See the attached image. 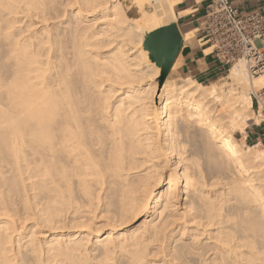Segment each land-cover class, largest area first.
Listing matches in <instances>:
<instances>
[{
  "label": "bare ground",
  "instance_id": "obj_1",
  "mask_svg": "<svg viewBox=\"0 0 264 264\" xmlns=\"http://www.w3.org/2000/svg\"><path fill=\"white\" fill-rule=\"evenodd\" d=\"M176 1L0 0V264H264L262 77L155 80Z\"/></svg>",
  "mask_w": 264,
  "mask_h": 264
},
{
  "label": "built area",
  "instance_id": "obj_2",
  "mask_svg": "<svg viewBox=\"0 0 264 264\" xmlns=\"http://www.w3.org/2000/svg\"><path fill=\"white\" fill-rule=\"evenodd\" d=\"M206 10L195 38L205 55L213 56L226 70L244 60L249 75L262 77L261 87L251 92L256 123L264 131V0L257 7L240 9L234 0H205Z\"/></svg>",
  "mask_w": 264,
  "mask_h": 264
},
{
  "label": "crops",
  "instance_id": "obj_3",
  "mask_svg": "<svg viewBox=\"0 0 264 264\" xmlns=\"http://www.w3.org/2000/svg\"><path fill=\"white\" fill-rule=\"evenodd\" d=\"M257 3V0H234V4L240 9L256 8ZM206 4L205 0H177L174 3L177 19L173 23L181 32L182 43L174 55L173 65L167 74L169 77L188 76L187 78L207 81L225 72V68L213 56L205 55L195 38ZM248 136L251 140H259L264 144V131L255 133L251 130Z\"/></svg>",
  "mask_w": 264,
  "mask_h": 264
},
{
  "label": "water",
  "instance_id": "obj_4",
  "mask_svg": "<svg viewBox=\"0 0 264 264\" xmlns=\"http://www.w3.org/2000/svg\"><path fill=\"white\" fill-rule=\"evenodd\" d=\"M181 43L182 35L175 23L156 29L147 36L145 47L157 53L158 65L166 68L163 76H167L172 67L174 55L178 52Z\"/></svg>",
  "mask_w": 264,
  "mask_h": 264
},
{
  "label": "rangeland",
  "instance_id": "obj_5",
  "mask_svg": "<svg viewBox=\"0 0 264 264\" xmlns=\"http://www.w3.org/2000/svg\"><path fill=\"white\" fill-rule=\"evenodd\" d=\"M122 3H123V5H124V8H125V10H126V13H127V16L129 17V18H132L131 20H135V18H139L140 17V13L138 12V10H137V8L136 7H134L133 6V4H132V0H120ZM127 7V8H126ZM187 36H189V35H187ZM239 61H242V60H239ZM239 61H236V62H239ZM244 61V60H243ZM235 62V63H236ZM245 62V61H244ZM230 68V67H229ZM228 74V70H226L224 73H222V74H220V75H218V76H216V77H214V78H212V79H210V80H207V81H202V80H197V81H200V82H202V83H211V82H213V83H217V84H220V83H222V82H224L223 83V86L225 87V88H228V87H230V86H232V82H231V80L230 79H227L226 77H224L225 75H227ZM248 75H249V73H248ZM250 76V75H249ZM188 76H183V77H180V78H172V77H169L168 75L167 76H159L158 78H155V80H157V81H159V82H162V81H164L166 78H168V79H171V80H176V81H178V82H181L182 80H184V79H186ZM230 82H231V84H230ZM226 84V85H225ZM229 86H228V85ZM251 116L252 117H255V115H254V112H253V109L251 110ZM250 122H253L252 120L250 121ZM246 130H247V136L245 135V134H243V133H241V132H237L236 133V137L239 139V138H241L242 137V134H243V138H244V140H243V138H241L246 144H254V143H256V142H258L259 140H256V141H253V140H251L250 138H249V136H248V134L250 133V131L251 130H254L255 131V133H258L260 130H263L262 128H256L255 126H253L252 125V123L246 128ZM241 136V137H240ZM241 140V141H242ZM244 143V144H245Z\"/></svg>",
  "mask_w": 264,
  "mask_h": 264
}]
</instances>
